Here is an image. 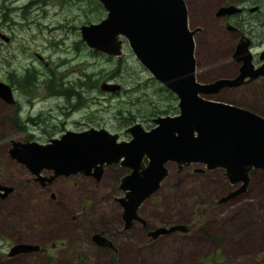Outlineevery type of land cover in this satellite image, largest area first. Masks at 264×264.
Listing matches in <instances>:
<instances>
[{
	"label": "rangeland",
	"instance_id": "rangeland-1",
	"mask_svg": "<svg viewBox=\"0 0 264 264\" xmlns=\"http://www.w3.org/2000/svg\"><path fill=\"white\" fill-rule=\"evenodd\" d=\"M221 1L184 0L188 26L203 29L193 37L195 78L203 83L235 77L227 56L234 41L227 40L230 34H223L213 18ZM91 8L89 0H0V33L8 37L7 42L0 39V81L11 87L14 99V104L0 99V184L11 187L0 197V255L17 243L39 247L1 264H264V170L250 172L246 190L223 203L218 199L233 187L221 169L194 164L178 170L168 164L158 189L137 208L145 225L137 221L124 229L115 198L123 196L117 185L128 168L110 164L99 181L76 174L40 186L8 156L10 139L45 143L59 123L77 131L88 122L123 139L127 117L148 129L152 123L144 117L146 109L167 102L125 43L122 55L109 59L78 43V25L104 16L102 7L100 12ZM260 49L264 44L253 50ZM26 72L33 80L29 91L10 83V74ZM101 81L121 89L100 91ZM65 88L76 93V104V97H65ZM203 97L264 117L262 80L253 89L224 88ZM177 224L187 231L147 235ZM93 233H103L114 248L96 246L90 240Z\"/></svg>",
	"mask_w": 264,
	"mask_h": 264
},
{
	"label": "water",
	"instance_id": "water-1",
	"mask_svg": "<svg viewBox=\"0 0 264 264\" xmlns=\"http://www.w3.org/2000/svg\"><path fill=\"white\" fill-rule=\"evenodd\" d=\"M104 10L97 22L81 24L79 37L94 52L119 57L125 43L138 64L159 85L173 93L176 113L150 118L152 126L144 129L134 122L123 129L127 140L104 128L88 127L65 130L45 143L9 140L8 156L21 164L41 185L57 176L81 175L98 181L103 168L110 164L126 167L118 182L123 196L115 198L121 207L124 228L137 215L139 205L152 195L167 175L166 165L180 170L200 163L206 170L221 169L230 185H236L217 202H224L244 192L249 172L264 170V117L244 107L203 97L223 87H234L264 75V61L251 64L248 40L239 43L233 58L240 59L239 73L233 78L199 82L195 78L193 37L198 27L190 28L184 0H96ZM239 11L233 4L221 6L219 14ZM0 39L7 37L0 33ZM264 51H261V55ZM248 76V77H247ZM101 91L115 92L119 85L101 82ZM0 99L14 104L11 87L0 81ZM48 171V175L40 172ZM201 171V169H200ZM11 187L0 184V197ZM185 232L182 224L156 227L147 235L155 238L171 232ZM91 242L109 246L100 233ZM29 243L13 244L8 255L36 251Z\"/></svg>",
	"mask_w": 264,
	"mask_h": 264
},
{
	"label": "flooded vegetation",
	"instance_id": "flooded-vegetation-1",
	"mask_svg": "<svg viewBox=\"0 0 264 264\" xmlns=\"http://www.w3.org/2000/svg\"><path fill=\"white\" fill-rule=\"evenodd\" d=\"M229 4H233L235 5L236 7H238L239 11L237 12H233L231 14H219V15H216V11L218 10L219 7L221 6H226V5H229ZM213 18L215 19V25L217 27H220L222 29V32L223 34H230V37L229 39L227 40H230V41H234V44L232 45L229 53H227V56H228V61L230 62V64L232 65V72L234 73L233 75L231 76H236L238 73H239V67L241 65V60L240 59H235L233 58V53H234V50L236 48V46L243 41H246L248 40V45H247V48L249 49L250 53H251V64L253 65V67H257L259 66L263 61H264V55L262 54L261 57L262 58H259V54L261 51H264V49H260L259 51H254L253 49H255L256 47H258V45H262L264 44V0H235L234 2H232L231 0H222L219 5L214 8V12H213ZM30 23H33V22H28L26 23V25L30 24ZM87 24V23H86ZM81 25V24H80ZM78 25V27L80 26ZM78 27H77V30H78ZM196 27V26H195ZM198 31H196V33L194 34V36H197L199 35L203 29L202 27H199ZM221 32V31H220ZM2 34V33H1ZM79 34V32H78ZM4 35V34H3ZM6 36V35H5ZM7 37V36H6ZM80 38V37H79ZM2 40V39H1ZM3 41V40H2ZM7 41H8V37H7ZM6 41V42H7ZM202 41V40H201ZM5 42V41H3ZM80 42L81 44L83 43L80 39ZM84 45V44H83ZM85 46V45H84ZM86 47V46H85ZM87 48V47H86ZM89 49V48H87ZM89 52H94L92 51L91 49H89ZM95 53H98V52H95ZM98 54H101V53H98ZM104 55V54H102ZM106 56V55H104ZM36 57H39L37 54H36ZM106 57H109V56H106ZM119 58V57H117ZM41 59V58H40ZM41 61V60H40ZM196 62V61H195ZM232 62V63H231ZM195 67H196V64H195ZM27 73V72H26ZM31 74V73H30ZM248 77V76H247ZM218 78H223V77H218ZM197 79V78H196ZM217 79V78H216ZM215 80V78L213 79ZM244 80L246 82L242 83L241 85H238V86H234V87H223V88H220L216 93H218L220 90L224 89V88H236V87H248L250 89H253L255 84L262 80L264 81V75H261V76H257L256 78L254 79H251V80H248L247 81V78H244ZM212 81V80H211ZM101 82H106V81H101ZM100 82V83H101ZM210 82V81H208ZM99 83V84H100ZM107 83H111V82H107ZM117 84V83H115ZM98 88H99V85H98ZM121 89V88H119ZM100 90V89H99ZM62 92H64V95L65 97L69 98V96H74L76 97V102L74 104L77 103V100H78V97L76 95L75 92H71V89H62L61 90ZM101 91V90H100ZM168 91V90H167ZM103 92H106V93H112L114 94V92H107V91H103ZM117 92V91H115ZM170 92V91H169ZM214 93V94H216ZM62 94V93H61ZM85 98H83L84 100ZM80 104H83V103H80ZM79 104V105H80ZM176 105V104H175ZM236 105V104H235ZM238 106V105H237ZM70 109H74L75 108V105H71L70 104ZM242 107V106H241ZM248 109V108H247ZM250 110V109H248ZM252 111V110H251ZM254 112V111H253ZM176 113V108H175V112L173 113H167L168 115H173ZM256 113V112H254ZM257 114V113H256ZM259 115V114H258ZM261 116V115H260ZM149 121H150V118H149ZM88 123V122H87ZM85 123L86 125H83V127L77 129V131H80V130H83V129H86L88 127H93V128H104L103 126H99V127H94V126H91V124H87ZM134 123V122H132ZM132 123L128 124L127 126L131 125ZM50 126V125H49ZM59 126L60 127H56L53 132H51V136H46V141H48L49 139L51 138H57L59 135H61L65 130H69V129H65L63 128V124L62 123H59ZM142 126V125H141ZM126 127V126H125ZM124 127V128H125ZM143 127V126H142ZM123 128V129H124ZM105 130H107L106 128H104ZM123 129H121V136H123V140H127L129 138V136L127 134H124L123 133ZM145 129V128H144ZM149 129V128H148ZM73 131V130H72ZM108 131V130H107ZM110 132V131H109ZM110 133H115V132H110ZM50 134V133H49ZM57 135V136H56ZM168 164H172V163H168ZM167 164V165H168ZM194 164H197V165H202L200 163H192L191 165H194ZM174 165V164H173ZM104 170V169H103ZM206 170V169H204ZM254 170H260V169H253L251 170L250 172L254 171ZM249 172V174H250ZM103 174V172H102ZM102 176V175H101ZM167 176V175H166ZM85 177H89V176H85ZM92 178V177H91ZM250 176H249V182H248V185L250 183ZM99 181V180H98ZM38 183V185L40 186H46V184H43L41 185L38 181H36ZM50 183V182H49ZM230 185V184H229ZM247 185V187H248ZM232 186L233 188L236 187V185H230ZM246 187V188H247ZM231 188V189H233ZM243 193V192H241ZM240 193V194H241ZM238 194V195H240ZM237 196V195H236ZM234 196V197H236ZM233 197V198H234ZM232 198L228 199V200H231ZM226 200V201H228ZM224 201V202H226ZM223 202V203H224ZM120 218H121V214H120ZM121 221L123 222L122 218H121ZM134 222H137V221H133L129 224V227H131L133 225ZM139 222V221H138ZM141 225H145V222H140ZM124 225V224H123ZM124 228V226H123ZM126 229V228H124ZM174 232H178V231H174ZM174 232H171V233H174ZM101 235L104 236L103 233H100ZM170 234V233H169ZM91 237V235H90ZM105 237V236H104ZM106 238V237H105ZM107 239V238H106ZM108 240V239H107ZM12 246V245H11ZM6 247V251H4V253L2 255H0V264L1 263H6V260H10L11 256H15V255H18V254H15V255H11L9 256L7 253H8V250L9 248L11 247ZM104 248H110V249H113L114 248V245L111 244L109 242V246H105ZM39 249V247H38ZM37 251V250H36ZM19 254H24V253H19Z\"/></svg>",
	"mask_w": 264,
	"mask_h": 264
},
{
	"label": "trees",
	"instance_id": "trees-1",
	"mask_svg": "<svg viewBox=\"0 0 264 264\" xmlns=\"http://www.w3.org/2000/svg\"><path fill=\"white\" fill-rule=\"evenodd\" d=\"M92 3V8L90 11H101V7L100 5L97 3V1L95 0H89ZM78 43L81 45L80 41H78ZM92 55H100L98 53L95 52H91ZM106 59H109V57H107ZM117 62H119V59L116 60ZM10 78V83L14 84L16 86V88L22 89L24 91H29L32 86H33V80L32 75L30 73H25L22 76H18L15 77L13 74L9 75ZM149 80L152 82V78L150 77ZM155 91H163L166 94V103L163 105H159V104H155V105H150V107L148 109H146V112L144 114V117H146V119L151 118L153 116L159 115V114H167V113H173L175 112V106L173 107L171 101L176 102V99L173 95V93L167 91L165 88H163L162 86L157 85L156 86V90ZM136 100V99H135ZM174 110V111H172ZM133 116L131 118L127 117V121L124 123V125H128L132 120ZM123 125V126H124ZM212 259V258H211ZM204 260H198L195 262V264H201L203 263Z\"/></svg>",
	"mask_w": 264,
	"mask_h": 264
},
{
	"label": "bare ground",
	"instance_id": "bare-ground-1",
	"mask_svg": "<svg viewBox=\"0 0 264 264\" xmlns=\"http://www.w3.org/2000/svg\"><path fill=\"white\" fill-rule=\"evenodd\" d=\"M187 23H188V20H187ZM122 53H123V52H122ZM122 53H121V55H122ZM121 55H120V56H121ZM120 56H119V57H120ZM110 57H111V56H110Z\"/></svg>",
	"mask_w": 264,
	"mask_h": 264
}]
</instances>
